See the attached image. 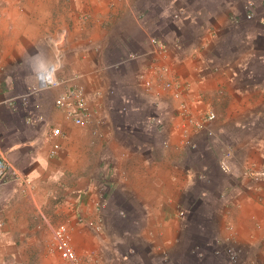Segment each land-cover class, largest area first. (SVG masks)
Returning a JSON list of instances; mask_svg holds the SVG:
<instances>
[{"label":"crops","instance_id":"obj_1","mask_svg":"<svg viewBox=\"0 0 264 264\" xmlns=\"http://www.w3.org/2000/svg\"><path fill=\"white\" fill-rule=\"evenodd\" d=\"M248 1L0 0V157L13 174L0 264H65L61 226L80 264H227L229 247L264 264V0L250 21ZM40 66L56 85L22 101ZM208 111L212 138L196 127Z\"/></svg>","mask_w":264,"mask_h":264},{"label":"built area","instance_id":"obj_2","mask_svg":"<svg viewBox=\"0 0 264 264\" xmlns=\"http://www.w3.org/2000/svg\"><path fill=\"white\" fill-rule=\"evenodd\" d=\"M246 15L245 19L250 21L253 20L255 17V10H256V3L253 0H249L248 3L246 4ZM180 13V11H179ZM151 43L153 45H157L162 52H166V48L163 47L162 43L160 42L159 39L157 38H152ZM56 85V82L52 85ZM50 86V87H52ZM47 87V88H50ZM167 88H172V84H167ZM42 89H45L43 86L38 87V84L35 87H32L30 89V92L28 93L27 96L21 97L20 99L26 100V98H29L32 95L38 94ZM183 90L179 89V87L176 88L175 91V98L180 99L183 95ZM58 105L64 107L65 103L62 101H58ZM11 107L16 110L17 108V103H13ZM85 106H84V101L79 98L76 104V112H84ZM74 111V112H75ZM217 120V115L213 111H208L206 115L203 117V119L196 125L197 129L200 131H204L207 134V137L212 138L214 136V132L211 129V125ZM75 122L78 125H81L83 123L82 119L79 117L75 118ZM61 134L60 129H55L53 131V136L58 137ZM60 150V145L57 143L53 144V149L52 152L53 154H56ZM221 169L225 173H230L231 167L228 163L227 160H223L220 164ZM13 174H10L9 171V165L6 162V160L2 157H0V183H3L6 180H10V178H13ZM249 175L252 177H262L263 174L257 173L254 171H250ZM179 216H183L184 213L181 209H179L178 212ZM88 226L92 228L95 232H101L102 231V226L97 225L95 223L89 222ZM53 239H54V245L59 253L61 259L65 264H80V260L78 258V255L73 247L72 243V237L68 231V229L64 226L58 227L54 230L53 232ZM227 253V264H247L246 261L242 257V252L240 249H237L236 247H229L226 251Z\"/></svg>","mask_w":264,"mask_h":264},{"label":"clouds","instance_id":"obj_3","mask_svg":"<svg viewBox=\"0 0 264 264\" xmlns=\"http://www.w3.org/2000/svg\"><path fill=\"white\" fill-rule=\"evenodd\" d=\"M38 55L39 53L37 54V56ZM57 70H59V68ZM36 79L38 87H50L56 82L55 72L51 68L40 66Z\"/></svg>","mask_w":264,"mask_h":264},{"label":"rangeland","instance_id":"obj_4","mask_svg":"<svg viewBox=\"0 0 264 264\" xmlns=\"http://www.w3.org/2000/svg\"><path fill=\"white\" fill-rule=\"evenodd\" d=\"M245 10H246V6H245ZM246 12H247V10H246Z\"/></svg>","mask_w":264,"mask_h":264}]
</instances>
